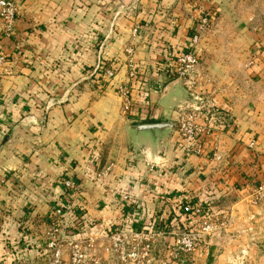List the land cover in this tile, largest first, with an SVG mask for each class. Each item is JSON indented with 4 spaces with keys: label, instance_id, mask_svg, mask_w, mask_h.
Returning a JSON list of instances; mask_svg holds the SVG:
<instances>
[{
    "label": "crops",
    "instance_id": "0c3cea01",
    "mask_svg": "<svg viewBox=\"0 0 264 264\" xmlns=\"http://www.w3.org/2000/svg\"><path fill=\"white\" fill-rule=\"evenodd\" d=\"M221 2L20 0L12 36H5L0 22V52L8 60L0 69V259H9L11 245L22 242L24 248V240L45 249L53 210L63 202L84 211L92 222L90 237H97L120 226L125 195L139 203L138 214L152 216L165 196L204 189L229 172L231 184H244L249 202L257 199L264 187V149L251 146L259 132L254 117L244 120L234 111L235 134L215 130L205 138L206 151L224 155V163L187 155L176 127L132 129L176 124L189 97L183 82L164 94L175 80L169 56L190 45L201 12L216 14ZM99 37L102 45L92 50ZM132 45L131 59L149 96L137 119L125 115L118 94L127 83ZM99 62L118 67L103 90L86 72ZM213 101L216 111H227ZM108 165L113 174L96 182L95 173ZM63 178H74L76 189L66 190ZM260 217L264 222V200L251 206L253 229Z\"/></svg>",
    "mask_w": 264,
    "mask_h": 264
},
{
    "label": "rangeland",
    "instance_id": "374dc122",
    "mask_svg": "<svg viewBox=\"0 0 264 264\" xmlns=\"http://www.w3.org/2000/svg\"><path fill=\"white\" fill-rule=\"evenodd\" d=\"M221 3V11L216 12L198 45L204 52L200 53L203 76L196 94L203 98L202 102L191 99V104L199 106L203 116L215 119L214 133L232 136L237 132L234 111L244 120L246 116L254 117L259 132L252 138L253 149H264V0ZM86 69L91 77L94 66ZM214 99L217 105H227V111H216ZM222 176L212 178L204 189H188L193 201L200 203L198 208L204 209L200 208L197 216L173 221L169 230L159 232L144 227L158 219L154 214L142 216L144 224L138 230L129 229L125 223L117 228V232L127 235L124 250L106 254L104 241H99L97 261L86 264H124L123 260L125 264H264V222L260 217L254 222L259 228L253 229L251 218V206L260 202H249L244 184H231L229 172ZM166 205V214L160 220L168 218L171 205ZM79 232L76 238L62 234L67 251L71 240L85 242L91 236L88 230ZM34 259L17 258L12 264H31ZM48 259L46 254L35 264H48Z\"/></svg>",
    "mask_w": 264,
    "mask_h": 264
},
{
    "label": "built area",
    "instance_id": "2783aa9c",
    "mask_svg": "<svg viewBox=\"0 0 264 264\" xmlns=\"http://www.w3.org/2000/svg\"><path fill=\"white\" fill-rule=\"evenodd\" d=\"M19 2L20 0H0V22L6 37H10L14 33L19 13ZM211 22V15L206 11L201 12L192 31L190 45L181 51H173L169 56L172 67H174V81L183 82L190 99L179 107L180 112L175 127L183 150L187 155L205 156L216 163H224L226 162L224 155L219 152H207L204 146L205 138L214 134L213 125H217L214 123L215 119L213 117H204L201 108L191 104V99L202 102L203 98L196 94L197 83L199 78L203 76L201 58L200 54L197 53V48ZM136 32L135 30L134 33ZM126 53L130 57V60H128L127 83L126 86L118 89V94L123 97V112L125 115H128L131 119H137L142 116L141 111L149 96L144 89L142 76L131 59L135 54L134 45L129 47ZM7 63L6 54L0 52V69L4 68ZM101 64L99 62L94 67L92 75L101 67ZM103 76L109 84H112L117 76V71L112 66L107 67ZM201 120H204L203 124L200 123ZM251 146H254V142H252ZM113 170V165L104 167L100 172L95 173L94 180L98 183L106 181L113 174ZM62 183L67 190L74 191L76 189V184L71 180H65ZM257 195L255 204L264 200V187L260 188ZM123 203H132L131 197L125 195ZM188 210H190V207H187L186 211ZM196 213H200V208H197ZM63 214V209L58 207L54 209L53 216L50 219V227L45 234V250L48 253V264H86L88 261L96 262V247L99 241H104V252L106 254H111V252L118 253L124 250V240L127 239V235L113 230L104 236L89 237L85 242L71 240L69 251H67L68 246H66L65 240L61 237L64 234L61 223ZM123 261L126 263V260Z\"/></svg>",
    "mask_w": 264,
    "mask_h": 264
},
{
    "label": "trees",
    "instance_id": "16d2710c",
    "mask_svg": "<svg viewBox=\"0 0 264 264\" xmlns=\"http://www.w3.org/2000/svg\"><path fill=\"white\" fill-rule=\"evenodd\" d=\"M210 15H211V19L213 20L215 18V14L211 13ZM92 44H93V46L91 47L92 50H98L100 45L102 44V38L99 37ZM101 63H102L101 67L91 77L96 87L103 90L109 87V83L104 79V76H103L104 70L107 69L108 65L103 62ZM112 67L116 71H118V67L116 65H113ZM149 124H153V123H149ZM92 164H93L92 167L96 166L97 161H93ZM62 180L63 181L71 180L75 183L74 178L73 179L63 178ZM164 201H166V203H164ZM161 204H162L161 208L159 207L160 209H158L154 213V216L157 215L158 219L156 220L152 219L149 221V223L147 222V225H144V227H146L145 230H152V231H157V232L161 230H169V227L173 223V221H178V220L181 221L183 217L188 220L189 218L197 216L196 210L200 205L199 202L193 201V198L190 197L189 190L180 191L175 195L165 196L162 199ZM165 204L171 205L170 211L168 213V218L166 219V221L160 220L162 216L166 214L165 209L168 207V205L165 206ZM123 206H124V210L127 211V213H126V216L121 221L120 227H123V224L128 223L130 225L129 229L134 228L138 230L139 228H141V226L144 224L143 222H141L142 216L138 214V212L135 211V209L140 208L139 203L137 202L125 203V205ZM57 207L64 210V214L62 216V222H61L63 229H64V234L76 238V236L81 234L79 230L90 231L93 228L92 222L86 219L84 211L81 208L73 207L72 205L67 206L64 204V202L55 205V208ZM187 207H190V210L186 211ZM202 210L204 209L202 208ZM184 230L187 231V229H184ZM107 234L108 233H102L99 235L104 236ZM24 244H25L24 248H21L22 242H18L16 245L15 244L11 245L12 247L9 249L7 253V257L9 259H4L2 258L3 257L2 256L1 257L2 259H0V264H12L17 258L20 259V258H24L27 256H29L30 258H35V259L40 258V257L42 258L46 254H48L46 253L47 251L45 249L36 250L38 245L32 240L30 241L24 240ZM41 244H42L41 245L42 247L45 246L44 243H41ZM27 245H30V246L27 247ZM20 254H21V257H20Z\"/></svg>",
    "mask_w": 264,
    "mask_h": 264
},
{
    "label": "water",
    "instance_id": "95a60500",
    "mask_svg": "<svg viewBox=\"0 0 264 264\" xmlns=\"http://www.w3.org/2000/svg\"><path fill=\"white\" fill-rule=\"evenodd\" d=\"M180 85L179 81H174L169 87L166 88L164 94L167 95L171 90L178 87ZM174 128L175 124L169 125V124H160V123H153V124H143V125H135L132 127V129L136 131H161L164 128Z\"/></svg>",
    "mask_w": 264,
    "mask_h": 264
}]
</instances>
